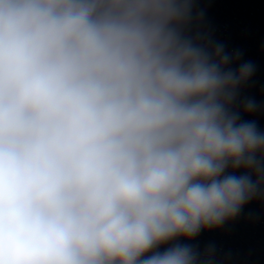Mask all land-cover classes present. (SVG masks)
<instances>
[{"label":"clouds","instance_id":"1","mask_svg":"<svg viewBox=\"0 0 264 264\" xmlns=\"http://www.w3.org/2000/svg\"><path fill=\"white\" fill-rule=\"evenodd\" d=\"M195 3L0 0V264H218L180 241L264 200V105Z\"/></svg>","mask_w":264,"mask_h":264}]
</instances>
